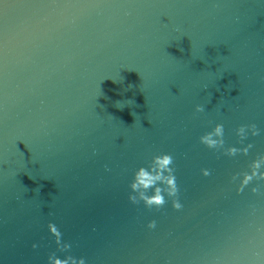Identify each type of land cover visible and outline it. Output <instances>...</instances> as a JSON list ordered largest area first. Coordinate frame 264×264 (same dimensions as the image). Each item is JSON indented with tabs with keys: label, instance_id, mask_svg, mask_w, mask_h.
<instances>
[{
	"label": "water",
	"instance_id": "95a60500",
	"mask_svg": "<svg viewBox=\"0 0 264 264\" xmlns=\"http://www.w3.org/2000/svg\"><path fill=\"white\" fill-rule=\"evenodd\" d=\"M0 264H264V0H0Z\"/></svg>",
	"mask_w": 264,
	"mask_h": 264
}]
</instances>
